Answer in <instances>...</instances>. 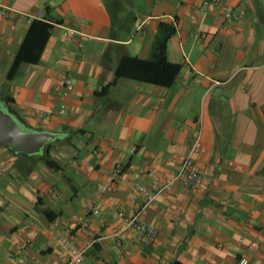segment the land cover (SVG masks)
<instances>
[{"label":"crops","instance_id":"obj_1","mask_svg":"<svg viewBox=\"0 0 264 264\" xmlns=\"http://www.w3.org/2000/svg\"><path fill=\"white\" fill-rule=\"evenodd\" d=\"M1 9L10 12H0L1 101L24 129L56 136L34 154L0 144V264H58L64 235L84 250L82 264H264V0H1ZM37 13L51 24L38 61L7 79L33 21L23 15ZM161 21L175 28L166 56L179 71L168 84L142 79L153 67L139 62ZM197 135V187L161 189ZM139 183L154 192L144 207ZM140 208L155 229L145 246L115 231Z\"/></svg>","mask_w":264,"mask_h":264},{"label":"built area","instance_id":"obj_2","mask_svg":"<svg viewBox=\"0 0 264 264\" xmlns=\"http://www.w3.org/2000/svg\"><path fill=\"white\" fill-rule=\"evenodd\" d=\"M1 2V0H0ZM214 1H205V5L207 8H212L214 6ZM1 14L3 16H9L10 12L7 9H1ZM230 15L229 12H226V16ZM24 17L28 16L31 19H43V14H24ZM60 82L62 84V96H67L73 89V80L71 77L63 73L60 78ZM60 112L64 110V106L61 105ZM199 135L196 136L194 142L191 146V150L189 154L183 158L179 168L170 176L168 179L165 180L161 189L166 186L177 184L179 186H183L185 188L194 189L197 187L200 179H201V169L197 166L195 159L192 153L197 150L199 146ZM135 148L132 147L131 151ZM114 174L119 173V169L115 168ZM137 189L139 193H141L145 201L142 205L144 207L148 204L153 196L154 192H152L147 186L142 184H137ZM141 208L138 209L136 212L132 213L129 216H124L119 227L115 230L116 233L123 232L125 230L131 229L132 230V240L142 246L150 244L155 236V229L153 226L149 225L147 222L142 220L139 217V213ZM58 244L65 250L66 258L59 262L58 264H82L84 260V250L79 248L72 239L68 235L60 236L57 239ZM240 264H246L247 258L241 257L239 259Z\"/></svg>","mask_w":264,"mask_h":264},{"label":"trees","instance_id":"obj_3","mask_svg":"<svg viewBox=\"0 0 264 264\" xmlns=\"http://www.w3.org/2000/svg\"><path fill=\"white\" fill-rule=\"evenodd\" d=\"M51 24L43 19H33L23 39L16 56L11 64L7 74V79H11L21 63H36L43 49L44 43L49 36ZM175 28L166 22H159L157 33L155 34L151 46V58L146 61H139L143 65V69L147 66H152L142 79H148L156 83L168 84L171 83L174 76L179 71V65L170 63L166 56V43L169 37L174 33ZM114 80L111 82L113 83ZM48 144V143H47ZM46 146V145H45ZM43 162L52 169L57 167L54 160L47 156L42 157ZM173 264H180L174 262Z\"/></svg>","mask_w":264,"mask_h":264},{"label":"water","instance_id":"obj_4","mask_svg":"<svg viewBox=\"0 0 264 264\" xmlns=\"http://www.w3.org/2000/svg\"><path fill=\"white\" fill-rule=\"evenodd\" d=\"M0 98V144L14 152L34 154L52 140L56 134L48 131L22 129Z\"/></svg>","mask_w":264,"mask_h":264},{"label":"rangeland","instance_id":"obj_5","mask_svg":"<svg viewBox=\"0 0 264 264\" xmlns=\"http://www.w3.org/2000/svg\"><path fill=\"white\" fill-rule=\"evenodd\" d=\"M22 129H24V128H22Z\"/></svg>","mask_w":264,"mask_h":264}]
</instances>
